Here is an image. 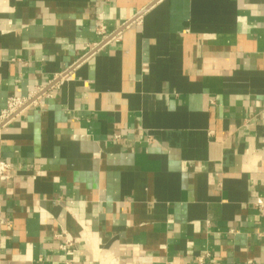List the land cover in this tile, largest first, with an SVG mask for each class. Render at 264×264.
I'll use <instances>...</instances> for the list:
<instances>
[{
  "label": "crops",
  "instance_id": "obj_1",
  "mask_svg": "<svg viewBox=\"0 0 264 264\" xmlns=\"http://www.w3.org/2000/svg\"><path fill=\"white\" fill-rule=\"evenodd\" d=\"M39 88L0 264H264V0H0V112Z\"/></svg>",
  "mask_w": 264,
  "mask_h": 264
},
{
  "label": "built area",
  "instance_id": "obj_2",
  "mask_svg": "<svg viewBox=\"0 0 264 264\" xmlns=\"http://www.w3.org/2000/svg\"><path fill=\"white\" fill-rule=\"evenodd\" d=\"M104 27H101L100 30H103ZM118 39V33L110 36V39ZM107 40V41H108ZM61 74L60 79L63 78ZM59 78H56L59 80ZM57 80V81H58ZM48 89L46 88H39L38 90H32L26 96H10L7 100V106L0 112V129L3 126H6L7 123L11 122L14 118L24 112L30 105H36L38 103V99L40 95L45 93ZM13 176V166L12 164L0 158V180L9 181ZM258 209L262 215H264V202H259L257 204ZM72 239L67 238L68 245H72ZM211 252H206V254L196 256V260L194 264H208V260L211 257Z\"/></svg>",
  "mask_w": 264,
  "mask_h": 264
}]
</instances>
